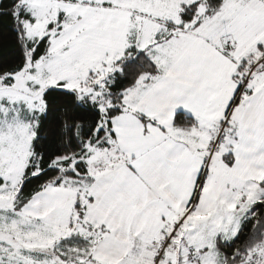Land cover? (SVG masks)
Returning <instances> with one entry per match:
<instances>
[{"label": "snow or ice", "instance_id": "1", "mask_svg": "<svg viewBox=\"0 0 264 264\" xmlns=\"http://www.w3.org/2000/svg\"><path fill=\"white\" fill-rule=\"evenodd\" d=\"M5 17L0 264H264V0Z\"/></svg>", "mask_w": 264, "mask_h": 264}, {"label": "trees", "instance_id": "2", "mask_svg": "<svg viewBox=\"0 0 264 264\" xmlns=\"http://www.w3.org/2000/svg\"><path fill=\"white\" fill-rule=\"evenodd\" d=\"M9 20L5 17L0 20V58L11 59V56H6V53H10L12 50L11 37L9 30Z\"/></svg>", "mask_w": 264, "mask_h": 264}]
</instances>
